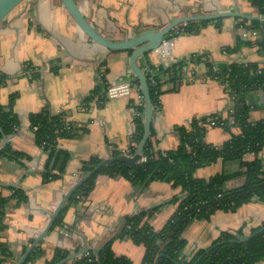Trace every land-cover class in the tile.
Masks as SVG:
<instances>
[{"label": "crops", "instance_id": "crops-1", "mask_svg": "<svg viewBox=\"0 0 264 264\" xmlns=\"http://www.w3.org/2000/svg\"><path fill=\"white\" fill-rule=\"evenodd\" d=\"M75 1L96 30L116 41L150 29L162 30L187 17L241 13L255 18L225 17L180 24L158 50L139 60L153 83L159 77L166 85L154 106L151 138L157 157L159 152L179 148L181 127L191 129L193 123L200 125L216 115L230 118L233 124L230 115L234 101L226 86L209 72H224L235 64H256L264 69V17L251 0ZM189 23H195L193 31L185 30ZM131 55L132 51H114L95 43L60 0H25L0 23V75L5 78L0 85V105L11 107L20 122L10 141L0 139V244L11 253L8 264H18L45 231L65 195L85 175L81 171L84 162L103 161L133 148L136 107L139 100L144 101L141 91L112 101L104 99L106 89L113 84H138L130 67ZM182 62L183 81L166 83L169 78L165 71ZM261 91L249 93L256 96V105L249 111L252 123L264 121ZM143 109L144 119L145 102ZM43 112L61 115L71 132L51 149L38 146L31 129L30 117ZM239 132L235 126L232 131L204 126L203 141L221 149ZM8 142L21 157L3 154ZM260 151L258 155L247 154L244 160L258 158L264 163V148ZM236 161L220 160L200 167L195 176L210 179L232 173ZM48 172L56 178L46 181ZM244 184L245 179L238 177L229 180L226 187ZM17 191H22L26 201L20 202ZM182 194L167 181L141 186L122 176L101 175L89 195L67 203L61 221L33 250L41 254L25 264L52 262L58 249L67 257L77 255L65 264L90 254L98 258L107 245L116 257L142 264L145 246L120 236L126 220L147 212L148 225L158 233L178 213L181 202L176 200ZM261 228L264 201L259 199L234 211H217L208 220L189 223L182 236L186 241L183 256L192 259L225 233L242 239ZM84 251L91 252L80 254Z\"/></svg>", "mask_w": 264, "mask_h": 264}, {"label": "trees", "instance_id": "trees-1", "mask_svg": "<svg viewBox=\"0 0 264 264\" xmlns=\"http://www.w3.org/2000/svg\"><path fill=\"white\" fill-rule=\"evenodd\" d=\"M264 16V3L261 0H251ZM203 23V22H202ZM195 23H189L185 30L193 31ZM185 62L173 66L165 71L168 76L166 83L176 84L183 81L181 68ZM209 76L219 79L231 95L234 105L230 118L218 117L220 121L216 127L232 131V127L240 130L239 134L232 137L221 149L214 145L205 144L204 125L193 123L194 127L180 128L181 143L177 150L159 152L156 155L152 138L149 139L144 149L147 158L138 166H129L124 163H113L103 167L82 185L70 198L69 203L82 200L94 189L97 179L101 175L110 177L122 176L134 185H144L152 181L162 180L171 182L175 188L187 192V197L179 203L176 216L164 229L156 233L148 225L146 216L149 213H141L128 220L121 231L122 237L130 238L134 243L146 248V255L142 264H258L264 262V230L255 234L247 242H240L237 237L225 233L211 248L199 251L192 259L187 260L183 256L186 241L182 237L189 223L193 220L210 219L217 211H234L253 199L264 201V163L256 158L253 161L244 160L249 153L258 155L264 148V121L252 123L249 119L250 105L247 96L257 89H264V69L256 64L232 65L226 71L213 70ZM156 77V83L147 75L154 106L158 103V96L163 93L165 83ZM5 78L0 75V85ZM141 93V92H140ZM138 113H144L142 107H136ZM31 129L35 132L36 144L45 149L54 148L61 137H69V132L63 122L62 116L43 112L30 117ZM19 119L11 107L0 105V139L12 137L19 127ZM136 132L134 136L133 152L136 151L144 133V119L139 116L135 120ZM37 127V130L34 128ZM233 133V132H231ZM4 155L10 158L21 157L14 152L10 143L3 150ZM120 153H114V157ZM223 161H241L240 172L230 176L218 174L210 179H199L195 172L200 167L216 164ZM102 161L91 159L84 162L82 173L93 171ZM45 180L56 178L51 173H46ZM243 177L245 184L242 187L227 189L226 183L233 179ZM218 195H221L219 198ZM20 202L26 201L22 191L16 192ZM177 199L176 201L180 200ZM61 217L57 219V223ZM256 230L255 232H257ZM254 232V233H255ZM41 252H33L26 263L38 258ZM11 257L8 249L0 244V264H8ZM67 257V253L56 250L54 259L47 264H56ZM72 264H132L126 257H116L111 245H107L99 257L82 256Z\"/></svg>", "mask_w": 264, "mask_h": 264}, {"label": "water", "instance_id": "water-1", "mask_svg": "<svg viewBox=\"0 0 264 264\" xmlns=\"http://www.w3.org/2000/svg\"><path fill=\"white\" fill-rule=\"evenodd\" d=\"M25 0H0V23L4 20L16 7H18L22 2ZM61 3L64 5L66 10L68 11L69 15L75 21V23L80 27V29L95 43L106 47L107 49L114 50V51H132V55L130 57V67L132 72L134 73L135 77L137 78L139 89L143 95L144 102H145V118H144V133L143 137L138 144L136 152L133 156L127 155H118L116 157H110L103 160L93 171L85 174L81 180L65 195L62 202L59 204L58 208L56 209L55 213L51 217V220L43 233L34 241L29 249L25 252L21 260L18 264H25L32 254L33 250L50 234L52 231L57 219L61 215L64 207L70 201V198L73 194L82 186L84 185L93 175L97 174L103 167L113 164V163H124L129 166H138L141 164V159L144 155V149L147 145L149 139L152 135V126H153V117H154V103L151 95L150 86L148 83L147 75L145 74L144 70L141 68L139 64V60L147 53L152 51L158 50L165 42L166 38L172 34V31L183 23L188 22H202V21H215L225 17H240L243 19H255L254 17H248L241 13H225V14H215V15H201L195 17H187L180 19L162 30H147L143 33L123 41H116L109 39L102 35L95 27L90 24V22L86 19L85 15L81 11L80 7L76 3L75 0H60ZM264 17V16H263ZM259 97L262 103L264 104V89H257L256 91H260ZM248 102L250 106L256 105V96L254 93H251L247 96ZM64 158H62L63 162ZM231 163V162H230ZM235 171L232 173H226L225 176H230L232 174H237L240 172L241 161L237 160L236 162ZM59 164V165H60ZM232 164V163H231ZM264 230L261 228L257 232L253 233L252 235L242 238L240 242H247L250 240L255 234L260 233ZM90 253L91 251H84L80 254ZM77 255H70L66 257L64 260L57 264H65L75 258ZM93 255H88L91 257Z\"/></svg>", "mask_w": 264, "mask_h": 264}, {"label": "built area", "instance_id": "built-area-1", "mask_svg": "<svg viewBox=\"0 0 264 264\" xmlns=\"http://www.w3.org/2000/svg\"><path fill=\"white\" fill-rule=\"evenodd\" d=\"M247 34H244V36H246ZM140 89H139V85L136 82H126V83H117V84H113L111 86H109L106 91H105V95H104V99L105 101H112V100H116L119 98H125V97H130L136 93H139ZM138 106L144 108V101L143 100H139L138 102ZM143 117L142 113H138L136 112V118L137 117ZM220 121V119L218 117H212L207 119L206 121H203L202 123H200V125H204V126H210V127H216L218 122ZM190 127H194V125H190ZM191 128V129H192ZM38 128L35 127L34 130H37ZM134 133L132 134V141L134 142ZM11 137L7 138V141H10ZM133 147L134 143H133ZM138 147V145H137ZM136 151L133 152L132 149H130V151L127 152H122L120 153V155H127V156H133L134 153ZM147 160V158L143 155L142 159H141V163L145 162ZM188 193L187 192H183L182 195H180V202L182 200H184L187 197ZM218 197L220 198L221 195H218Z\"/></svg>", "mask_w": 264, "mask_h": 264}, {"label": "rangeland", "instance_id": "rangeland-1", "mask_svg": "<svg viewBox=\"0 0 264 264\" xmlns=\"http://www.w3.org/2000/svg\"><path fill=\"white\" fill-rule=\"evenodd\" d=\"M210 127V126H209ZM179 204V203H178Z\"/></svg>", "mask_w": 264, "mask_h": 264}]
</instances>
